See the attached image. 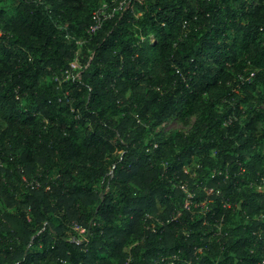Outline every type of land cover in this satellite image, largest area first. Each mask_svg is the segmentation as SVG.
Here are the masks:
<instances>
[{
    "label": "trees",
    "instance_id": "trees-1",
    "mask_svg": "<svg viewBox=\"0 0 264 264\" xmlns=\"http://www.w3.org/2000/svg\"><path fill=\"white\" fill-rule=\"evenodd\" d=\"M103 1L0 0V264H264V0Z\"/></svg>",
    "mask_w": 264,
    "mask_h": 264
},
{
    "label": "built area",
    "instance_id": "built-area-1",
    "mask_svg": "<svg viewBox=\"0 0 264 264\" xmlns=\"http://www.w3.org/2000/svg\"><path fill=\"white\" fill-rule=\"evenodd\" d=\"M143 1L144 0H114L112 4L109 3L108 1L101 2L99 8L95 10L92 15L93 23L87 31L88 38L82 41H79L78 44L81 46L86 45L89 42V39H91L102 28L105 21L112 19V18L121 19L123 14L127 10L130 9L134 11L136 9V5L138 3L142 4ZM1 35H3V31L0 28V36ZM71 67L76 70L80 68L79 66H77V64H75V62L71 64ZM76 77L80 78V74L78 73ZM183 189L185 193L187 194V198L185 201V208H190L192 204V194L188 191L187 186H183ZM74 230L77 231L81 235H84L85 233V229L80 228L78 225L74 226ZM84 240L87 241V238H85Z\"/></svg>",
    "mask_w": 264,
    "mask_h": 264
},
{
    "label": "rangeland",
    "instance_id": "rangeland-1",
    "mask_svg": "<svg viewBox=\"0 0 264 264\" xmlns=\"http://www.w3.org/2000/svg\"><path fill=\"white\" fill-rule=\"evenodd\" d=\"M75 64H77V66L80 67L78 62H75ZM263 107H264V105H263ZM196 119H197V115L190 117V118H187V119H182L179 115H174L173 117L168 119L161 127L157 128L155 130V133H161V134H165V135H168V134H170L172 132H176V131H179V132H182L185 134L190 133ZM83 137H84V130L78 129L77 133H76L77 141L79 143L80 142L82 143ZM118 154H121V152H118ZM197 165H198V161L194 160L192 162V164H190L188 167H186L187 172L191 171ZM40 173L41 172L37 169V170L32 172V175L33 176L34 175H40ZM58 177H59L58 170L54 169V170L49 171L47 179L51 180V181H55ZM16 194L18 197L20 196V193H16ZM9 201H11L10 198L3 196L0 200V208H2V209L7 208ZM11 202H13V201H11Z\"/></svg>",
    "mask_w": 264,
    "mask_h": 264
}]
</instances>
